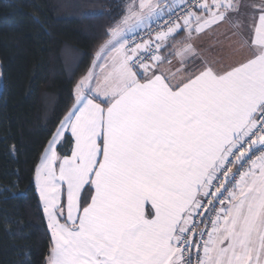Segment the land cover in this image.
<instances>
[{
	"label": "snow or ice",
	"instance_id": "1",
	"mask_svg": "<svg viewBox=\"0 0 264 264\" xmlns=\"http://www.w3.org/2000/svg\"><path fill=\"white\" fill-rule=\"evenodd\" d=\"M109 8L66 50L69 103L44 98L36 264H264V0Z\"/></svg>",
	"mask_w": 264,
	"mask_h": 264
},
{
	"label": "trees",
	"instance_id": "2",
	"mask_svg": "<svg viewBox=\"0 0 264 264\" xmlns=\"http://www.w3.org/2000/svg\"><path fill=\"white\" fill-rule=\"evenodd\" d=\"M116 0H0V264L40 258L43 225L32 169L51 125L45 97H59L49 118L69 103L75 67L66 56L89 52ZM15 146V154L12 153Z\"/></svg>",
	"mask_w": 264,
	"mask_h": 264
},
{
	"label": "crops",
	"instance_id": "3",
	"mask_svg": "<svg viewBox=\"0 0 264 264\" xmlns=\"http://www.w3.org/2000/svg\"><path fill=\"white\" fill-rule=\"evenodd\" d=\"M224 40V36L221 32L210 33L208 36L202 38L199 42L209 54H215L220 46V42Z\"/></svg>",
	"mask_w": 264,
	"mask_h": 264
},
{
	"label": "flooded vegetation",
	"instance_id": "4",
	"mask_svg": "<svg viewBox=\"0 0 264 264\" xmlns=\"http://www.w3.org/2000/svg\"><path fill=\"white\" fill-rule=\"evenodd\" d=\"M0 89H1V85H0Z\"/></svg>",
	"mask_w": 264,
	"mask_h": 264
}]
</instances>
